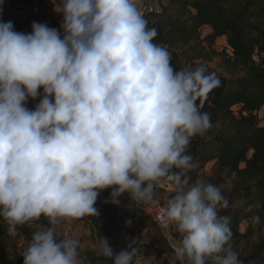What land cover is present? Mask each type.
<instances>
[{"label":"clouds","instance_id":"obj_1","mask_svg":"<svg viewBox=\"0 0 264 264\" xmlns=\"http://www.w3.org/2000/svg\"><path fill=\"white\" fill-rule=\"evenodd\" d=\"M55 10L63 36L38 22L30 34L0 22V217L10 231L41 216L51 225L98 216L104 189L112 203L128 192L140 204L167 179L177 185L165 216L181 237L178 258L240 264L230 218L218 214L228 204L220 189L202 180L186 187L172 171L194 167L190 138L211 127L196 101L217 85L214 74L205 65L175 70L135 0H62ZM59 235L34 231L23 264H81L79 241ZM99 254L132 264L136 251L114 253L105 239Z\"/></svg>","mask_w":264,"mask_h":264},{"label":"trees","instance_id":"obj_2","mask_svg":"<svg viewBox=\"0 0 264 264\" xmlns=\"http://www.w3.org/2000/svg\"><path fill=\"white\" fill-rule=\"evenodd\" d=\"M9 1L10 9L16 13L8 12L2 22L11 21L14 31L30 34L35 20L30 16L23 17L21 13L33 9L36 1L43 0ZM2 4L0 0V6ZM61 24L62 20L54 19L47 26L57 29L63 36ZM147 26L157 31L153 43L168 50L185 48L175 59L189 62L194 57L212 60L219 56L222 59V74L214 75L217 85L206 99L196 101L198 105L202 104V112L210 114L211 127L204 135L190 139L187 154L192 156L194 167L186 171L174 168L172 171L180 173L182 179L196 183L202 178L196 166L200 169L214 162L220 178L209 176L205 183L219 187L225 182L231 188L230 191L220 190L228 204L218 209L220 216L230 218L231 250L237 253L240 264H264V235L250 242L264 226V125H259L258 117L264 107V0H168L164 12L154 16ZM218 39L225 42L221 52L215 47ZM171 65L177 71L182 69L174 64V60ZM42 98L43 95L40 100ZM38 103L34 98H28L24 106L35 110ZM216 124L219 128L213 131ZM164 180L174 183L173 180ZM110 192V188L99 192L94 205L98 216L87 215V219L97 228L100 237L114 239L110 244L114 253L120 249H135L132 264H138L140 244L136 238L144 229L142 220L149 218L153 226L158 224L152 217L136 211L134 205L133 213L122 212L119 203L111 202ZM240 201H243L241 205L233 206ZM257 216L259 223H253V217ZM44 217L17 225L14 231H10L9 224L0 217L2 259L10 257L18 241L27 235L29 227L41 223ZM243 221L248 222L245 231L241 229ZM155 243L152 244L159 250ZM243 244L244 250H236ZM93 255V259L101 264H114V258ZM8 264H23V257Z\"/></svg>","mask_w":264,"mask_h":264},{"label":"rangeland","instance_id":"obj_3","mask_svg":"<svg viewBox=\"0 0 264 264\" xmlns=\"http://www.w3.org/2000/svg\"><path fill=\"white\" fill-rule=\"evenodd\" d=\"M141 1V0H139ZM36 5L37 4H46V6L50 9L48 15L45 14H35L32 9H29L28 11L21 13V15L23 17L26 16H30L32 17L35 22L38 23H42V24H50L52 20L57 19V20H62L63 19V13L58 12L55 10V6L59 7L61 5V2L55 1V0H43V2H39L36 1L35 2ZM140 5V4H138ZM45 7V6H44ZM139 10V7H138ZM16 13L11 11L8 6H6L5 4H2L0 6V22L3 21V18L5 15H7V13ZM205 32V31H204ZM216 49L221 52L224 48H225V42L223 39H218L216 44H215ZM183 50H185V48L180 47V48H171L170 50H168L171 54V61L174 60V64L177 65L178 67L181 68H193L196 65H205L207 67V71L208 73L214 74L216 76H220L221 73V57H216L215 59L212 60H207L205 58H200V57H194L193 60H191L190 62L187 61V59H180L177 58L175 59V57H177L180 52H182ZM191 56H196L195 54H191ZM43 95V88L38 89V95L37 97H35L36 102L38 103L41 96ZM28 98H32V97H28ZM27 98V99H28ZM26 99V100H27ZM259 125H264V107L261 110V112L259 113ZM219 128V125L216 124L213 126L212 129H214L213 131H217ZM197 135L191 137L190 139L196 137ZM204 138H207V136H205ZM196 170H198V173L202 175L201 180L205 183L207 180V178L209 176H215L216 179L220 178V173L218 167H216V165H214V162L209 163L207 165H205L204 168H198V166H196ZM214 177V178H215ZM222 178V177H221ZM216 179H214V182L216 181ZM187 180V185L191 186L194 183H192L189 179ZM220 190H229L230 191V187L228 186L227 183L223 182L219 184L218 187ZM177 191V185L175 184V182H168L165 181L164 179H161L153 192L152 198L150 201H157L160 202L164 205L167 206L168 201L176 194ZM119 200V204L121 206V210L122 212H132L134 211L133 208V203H132V199L129 195V193L124 192L122 193L118 198ZM243 203V201H240L239 203H234L233 206H238L241 205ZM87 215L80 217V218H61L63 219L69 226H70V232L73 234L74 239L79 241V247H78V252H79V256L78 259L80 260L81 264H101L100 261H96L93 259V254H99L100 248L104 243V240L106 239L107 242L110 244H112L113 242V238H102L100 237L97 228L93 227V224L87 219ZM143 222V226L144 229L139 233L138 240H136L138 242V244H145L146 242H156L155 244H158L159 246V251L162 253V262L164 263H168V264H178L177 260H175V256L173 254V250L170 247L167 238H166V233H164V231L158 228V226H153V221L149 218H145L142 220ZM41 223L43 225L47 224V217H44V219L41 221ZM137 226V225H136ZM248 227V222L247 221H243L241 223V229L243 231H245ZM13 233V232H12ZM264 235V226L258 230V232L255 233V235L253 236L252 240L250 242H255L257 240L258 237L263 236ZM170 241L174 244L177 245L180 237V234L178 233L176 226L174 223H172V227H171V236H170ZM250 238V239H251ZM246 245V243H245ZM245 245L243 244L241 247L236 248V250L238 249H243L245 248ZM234 251V250H233ZM101 255V254H100ZM0 259H2V257L0 256ZM13 260V259H12ZM16 259H14L12 262H15ZM139 262V261H138ZM137 262V263H138ZM145 264H149V262L143 261ZM141 263V262H139ZM138 263V264H139ZM142 264V263H141Z\"/></svg>","mask_w":264,"mask_h":264},{"label":"built area","instance_id":"obj_4","mask_svg":"<svg viewBox=\"0 0 264 264\" xmlns=\"http://www.w3.org/2000/svg\"><path fill=\"white\" fill-rule=\"evenodd\" d=\"M2 2L8 7L10 6L9 0H2ZM167 3H168V0H141L140 5H139V11L142 13L144 19L147 21V24H148L149 22L153 20L154 16L159 15L162 12H164V8L167 5ZM11 11L16 12L14 9H10V12ZM32 11L35 14L42 13V14L48 15L50 9L46 6V4H37V5L35 4L33 6ZM132 202H133V205L136 211H138L142 215H147L149 217H152L156 221L158 226L164 231V233H166L165 236L173 250L175 260H177L178 264H189L186 258L183 261H181L178 258L177 253L175 251L176 245H174L170 241L172 223H169V221L167 220L165 216V209L167 206L160 202L150 201V200L142 202L140 204L134 202L133 200ZM49 227H54L55 230L60 234L59 236L56 237L57 242L63 239V236H67L69 238L74 239L73 234L70 232V226L63 219L60 218L58 220V223H56L55 225H51L47 218L46 225H43L42 223L31 225L29 227V231L27 235L24 238L20 239L17 245L12 250L13 252L12 255L5 260L0 259V262H4L5 264H8L12 262L14 259H17L18 257H22L20 253L23 252L27 248L28 243L31 239L32 233L38 230H45ZM161 258L162 257L159 253L158 248L156 247V245L152 244L151 242L141 244L138 248V261L141 263L147 260L149 264H168V263L162 262L163 260Z\"/></svg>","mask_w":264,"mask_h":264},{"label":"crops","instance_id":"obj_5","mask_svg":"<svg viewBox=\"0 0 264 264\" xmlns=\"http://www.w3.org/2000/svg\"><path fill=\"white\" fill-rule=\"evenodd\" d=\"M135 2H136L137 9H138V7H139L138 4H140V1H139V0H135ZM34 99H35V98H34ZM35 100H36V99H35Z\"/></svg>","mask_w":264,"mask_h":264}]
</instances>
